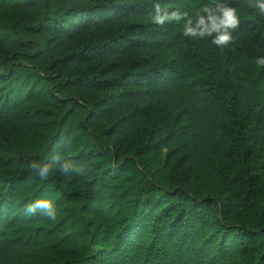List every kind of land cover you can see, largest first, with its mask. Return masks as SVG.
<instances>
[{"label": "trees", "instance_id": "trees-1", "mask_svg": "<svg viewBox=\"0 0 264 264\" xmlns=\"http://www.w3.org/2000/svg\"><path fill=\"white\" fill-rule=\"evenodd\" d=\"M222 2L0 0V264H264V16L183 32Z\"/></svg>", "mask_w": 264, "mask_h": 264}, {"label": "clouds", "instance_id": "clouds-1", "mask_svg": "<svg viewBox=\"0 0 264 264\" xmlns=\"http://www.w3.org/2000/svg\"><path fill=\"white\" fill-rule=\"evenodd\" d=\"M248 10H253L254 15L264 16V0H249L245 4H240L237 7L230 6L227 2L215 3L208 5L196 13L194 18H197L196 26H192L193 17H189L183 25L184 35L190 38L196 36H212V44L217 46H227L233 40V31L237 29L241 22V18ZM202 13H207V17ZM187 13L172 12L161 14V6L157 3L155 6V14L151 15V20L156 24H164L165 21H179L182 16ZM205 19L211 21L210 26L205 24ZM256 64L264 66V57H259ZM58 147V145H57ZM55 149L50 150L45 154L44 159L32 160L28 164V168L40 180H47L50 174L56 168L60 174L66 179H73L82 174L81 167L72 161L67 155L55 152ZM51 157L50 162L48 158ZM37 209H42L44 216L54 221L57 217L56 207L51 199H37L34 202L26 205V211L29 215L35 214Z\"/></svg>", "mask_w": 264, "mask_h": 264}]
</instances>
